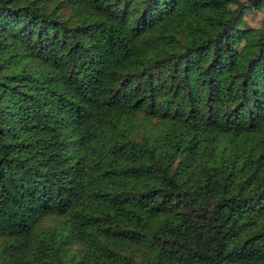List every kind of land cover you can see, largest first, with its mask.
Wrapping results in <instances>:
<instances>
[{"label": "trees", "instance_id": "trees-1", "mask_svg": "<svg viewBox=\"0 0 264 264\" xmlns=\"http://www.w3.org/2000/svg\"><path fill=\"white\" fill-rule=\"evenodd\" d=\"M244 1L0 0V264H264Z\"/></svg>", "mask_w": 264, "mask_h": 264}, {"label": "rangeland", "instance_id": "rangeland-1", "mask_svg": "<svg viewBox=\"0 0 264 264\" xmlns=\"http://www.w3.org/2000/svg\"><path fill=\"white\" fill-rule=\"evenodd\" d=\"M244 0H236V3L232 7H236L238 4L244 3ZM264 18V4L260 8L256 9H246L243 14V19L248 26L251 27H259L262 23V19ZM149 120H151L149 118ZM145 115L142 112H136L132 118V129L129 132V138L135 141H139L144 137L145 134ZM52 217H45L42 219L40 225L42 227H47L51 225L53 222ZM1 247V240H0ZM1 259V256H0Z\"/></svg>", "mask_w": 264, "mask_h": 264}]
</instances>
